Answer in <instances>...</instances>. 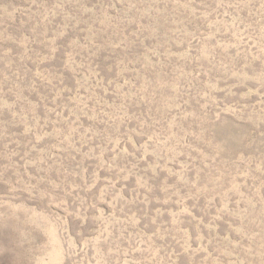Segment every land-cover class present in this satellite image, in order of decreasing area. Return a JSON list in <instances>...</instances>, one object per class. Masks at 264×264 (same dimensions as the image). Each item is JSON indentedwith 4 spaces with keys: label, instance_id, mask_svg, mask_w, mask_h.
<instances>
[{
    "label": "rangeland",
    "instance_id": "obj_1",
    "mask_svg": "<svg viewBox=\"0 0 264 264\" xmlns=\"http://www.w3.org/2000/svg\"><path fill=\"white\" fill-rule=\"evenodd\" d=\"M0 264H264V0H0Z\"/></svg>",
    "mask_w": 264,
    "mask_h": 264
}]
</instances>
